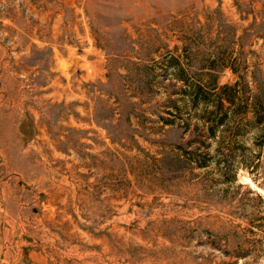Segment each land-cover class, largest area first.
<instances>
[{
    "label": "rangeland",
    "instance_id": "1",
    "mask_svg": "<svg viewBox=\"0 0 264 264\" xmlns=\"http://www.w3.org/2000/svg\"><path fill=\"white\" fill-rule=\"evenodd\" d=\"M0 264H264V0H0Z\"/></svg>",
    "mask_w": 264,
    "mask_h": 264
},
{
    "label": "trees",
    "instance_id": "2",
    "mask_svg": "<svg viewBox=\"0 0 264 264\" xmlns=\"http://www.w3.org/2000/svg\"><path fill=\"white\" fill-rule=\"evenodd\" d=\"M229 87L227 84H223L220 86L221 89H223V93L218 96L217 100L215 101L214 107L212 109H209L207 111L208 115L206 118L207 126L205 127V132L207 135H212L215 133V127L218 126V124H226L230 117L234 116L235 119L233 121L235 122L234 128H236L239 123L243 120L244 115L243 112L239 113L237 109H228L224 108V102L228 101L229 103L234 100L232 96L225 95L224 89ZM193 98H198L197 95L193 96ZM200 98L202 100H205L207 98V95H200ZM260 103V101H258ZM262 114V113H260ZM260 115V117H262ZM256 113L252 115V119L255 118L259 120L260 118ZM246 118V117H244ZM246 121H251V118H246Z\"/></svg>",
    "mask_w": 264,
    "mask_h": 264
}]
</instances>
